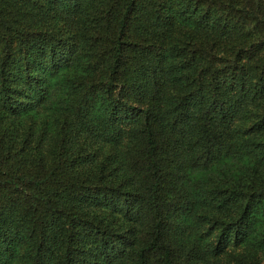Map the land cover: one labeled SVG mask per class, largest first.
Segmentation results:
<instances>
[{"label": "trees", "instance_id": "16d2710c", "mask_svg": "<svg viewBox=\"0 0 264 264\" xmlns=\"http://www.w3.org/2000/svg\"><path fill=\"white\" fill-rule=\"evenodd\" d=\"M249 136L264 151V0H0V264H264L231 250L264 174L190 179Z\"/></svg>", "mask_w": 264, "mask_h": 264}, {"label": "rangeland", "instance_id": "374dc122", "mask_svg": "<svg viewBox=\"0 0 264 264\" xmlns=\"http://www.w3.org/2000/svg\"><path fill=\"white\" fill-rule=\"evenodd\" d=\"M64 72V70H60ZM58 75L50 77V83L57 79ZM93 103L95 104L91 112V117H97L104 114V105L100 96L93 95ZM52 113H42L40 115H34V119L37 120V126L40 127L44 123L49 129L52 128ZM26 115L18 116V118H24ZM234 144L239 149V153L228 158H224L213 167L208 169L197 168L191 172V180H204L208 179L211 184H226L237 187H246V185L256 184L260 181L264 174V151L261 147H256L252 142L253 136L249 138H236ZM117 155L115 162L119 159ZM190 183V182H189ZM220 208V209H219ZM196 209L198 210H211L217 211L220 217L227 215L236 216L238 208L233 205H227L218 207L215 201L203 200L196 203ZM191 236H198V232L195 230ZM264 236V202L260 201L257 204V208L254 210L252 221L247 227L244 241L237 247H232L233 254L247 255L248 253H260L259 256L264 261V248H258L253 243L255 239ZM199 240V239H198ZM200 240V244H202ZM264 247V246H263Z\"/></svg>", "mask_w": 264, "mask_h": 264}]
</instances>
